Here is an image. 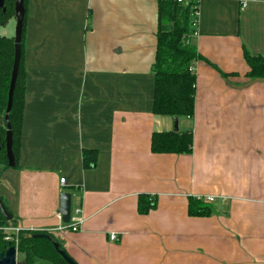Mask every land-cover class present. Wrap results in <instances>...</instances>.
<instances>
[{"label":"crops","instance_id":"0c3cea01","mask_svg":"<svg viewBox=\"0 0 264 264\" xmlns=\"http://www.w3.org/2000/svg\"><path fill=\"white\" fill-rule=\"evenodd\" d=\"M25 14L19 167H0L9 225L53 231L77 264H264V79L244 57H264V0H198L205 60L194 115L178 117L193 136L180 154L151 149L175 124L153 111L157 0H28ZM62 190L82 208L77 231L57 229ZM141 194L157 198L145 214ZM197 196L215 197L209 216L189 214Z\"/></svg>","mask_w":264,"mask_h":264},{"label":"trees","instance_id":"16d2710c","mask_svg":"<svg viewBox=\"0 0 264 264\" xmlns=\"http://www.w3.org/2000/svg\"><path fill=\"white\" fill-rule=\"evenodd\" d=\"M158 1V32L156 57L152 65L155 78L153 111L157 115L171 117H192L195 112L196 73L194 64L198 60H205L199 53L194 40L197 29L196 10L198 0H157ZM15 0H6V10L0 9V27L6 26L15 17ZM25 9L28 0H24ZM26 32V14L22 34V48ZM14 37L0 35V117L5 118L8 103V91L14 64ZM245 60L250 68L248 76L253 79H264V57L244 51ZM24 55L21 51V61L14 90L13 105L9 112V123L13 132V152L15 166L19 167L20 143L22 135L23 112L26 95V70ZM7 123L0 125V167L11 168L8 164L5 142ZM192 131H160L152 136L151 149L154 153H186L192 148ZM98 161L95 150L83 151V166L94 167ZM157 206L156 196L141 194L139 196V212L148 213ZM189 214L191 216H209V203L190 199ZM9 224H16L15 219L7 221L0 211V253L11 244L4 239L2 228ZM45 233L51 239L36 237L35 234ZM58 241L53 231L20 230L17 249L22 256V264H68L56 251L53 242ZM14 244V242L12 243ZM62 246V245H61ZM64 248V247H62Z\"/></svg>","mask_w":264,"mask_h":264},{"label":"water","instance_id":"95a60500","mask_svg":"<svg viewBox=\"0 0 264 264\" xmlns=\"http://www.w3.org/2000/svg\"><path fill=\"white\" fill-rule=\"evenodd\" d=\"M6 0H0V9L3 11L6 10L5 7ZM15 35H14V44H15V54H14V64L12 68V75L10 80V86L8 91V103L6 108V115H5V122L7 123V133H6V154L8 158V164L11 168H14L15 156L13 152V132L11 131V125L9 123V112L12 109L13 105V97H14V90L15 85L18 77L19 66L21 61V41H22V34H23V26L25 20V5L24 0H15ZM174 131H179V120L178 117H174ZM1 149V146H0ZM0 211L4 218L7 221H11L13 219V214L7 209L6 205L4 204L1 196H0ZM58 213L61 215V220L64 223H69L71 221L72 215V194L62 190L60 192V207L58 209ZM36 237H45L47 239H51L49 234L45 233H38L35 234ZM56 251L60 254V256L68 263V264H77V262L67 253V251L62 248L61 243L59 241L53 242ZM0 264H22L17 261V249L15 246H9L4 252L0 253Z\"/></svg>","mask_w":264,"mask_h":264},{"label":"built area","instance_id":"2783aa9c","mask_svg":"<svg viewBox=\"0 0 264 264\" xmlns=\"http://www.w3.org/2000/svg\"><path fill=\"white\" fill-rule=\"evenodd\" d=\"M178 2H184V1H187V0H177ZM247 5V2L244 1L243 2V6L245 7ZM196 19H195V22L197 23L198 21V8L196 10ZM194 69V68H193ZM66 181V178L65 177H61L60 178V183L61 184H64ZM198 199H201V200H207L208 202H212L214 201L215 197L213 196H197ZM76 216L75 218V222H72V216ZM84 222V219L82 217V208L81 207H77L74 209V211H72V215H71V221L69 223H64L63 225L59 226L57 229L58 231H66V230H71V231H77L79 230V227L80 225ZM56 229V230H57ZM4 234H5V237L4 239L6 241H8L11 245L17 247V244H18V234L20 232V230H22L19 226H15V225H8V226H4L2 228ZM110 239L111 240H117L118 239V235L116 233H111L110 234ZM15 243V244H12V243Z\"/></svg>","mask_w":264,"mask_h":264},{"label":"rangeland","instance_id":"374dc122","mask_svg":"<svg viewBox=\"0 0 264 264\" xmlns=\"http://www.w3.org/2000/svg\"><path fill=\"white\" fill-rule=\"evenodd\" d=\"M9 169H11V168H9ZM17 257H19V259H21V257H22V256H21L20 254H18V256H17Z\"/></svg>","mask_w":264,"mask_h":264}]
</instances>
